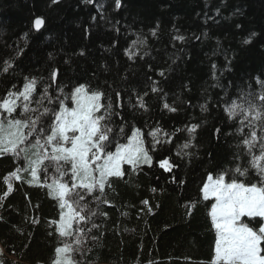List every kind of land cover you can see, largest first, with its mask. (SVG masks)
<instances>
[{
  "label": "trees",
  "instance_id": "16d2710c",
  "mask_svg": "<svg viewBox=\"0 0 264 264\" xmlns=\"http://www.w3.org/2000/svg\"><path fill=\"white\" fill-rule=\"evenodd\" d=\"M37 17L45 21L39 31L33 25ZM133 40L144 43L132 47ZM129 48L138 52L133 59L125 54ZM6 60L13 63L7 73ZM25 77H36L39 90L50 85L54 97L61 89L62 97L69 96L80 84L104 91L119 113L113 125L124 124L127 135L133 126L141 128L146 145L154 127L174 135L171 144L150 152L152 167L133 171L124 165L125 177L106 188L111 206L99 205L107 216L93 217L97 239L88 238L84 254L76 256L79 264H210L214 201L204 200L201 189L209 174L248 166L247 149L239 146L241 117L230 120L225 106L262 91L264 0H120L119 8L116 0H0V99L19 90ZM139 97L147 111L138 107ZM165 103L178 111H168ZM192 124L199 128L194 147L185 151L193 155L178 157V146L190 137L175 130ZM256 131L264 137L262 126ZM166 156L178 165L171 173L155 163ZM22 165L11 155L0 156V197L7 190L3 177ZM21 175L24 180L14 181L13 191L0 199V264H52L59 246L51 224L59 218L58 202L46 188L29 185L27 173ZM231 178L229 173L226 182ZM235 178L258 180L252 169L247 178Z\"/></svg>",
  "mask_w": 264,
  "mask_h": 264
},
{
  "label": "snow or ice",
  "instance_id": "6c2138e0",
  "mask_svg": "<svg viewBox=\"0 0 264 264\" xmlns=\"http://www.w3.org/2000/svg\"><path fill=\"white\" fill-rule=\"evenodd\" d=\"M52 2L57 3L58 0ZM116 6L120 7V0H116ZM44 23L42 17L35 18V30L39 31ZM175 39L183 41L185 38L176 36ZM250 42V38L244 40L245 44ZM137 43L143 44L144 41L133 40L132 47ZM125 54L133 59L138 52L129 48ZM11 68L12 61H4L2 71L7 73ZM57 74L58 71L53 70V82ZM38 83L36 77H25L19 90H9L0 99V156L11 155L23 162L22 167L3 177L7 186L4 197L13 191L14 181L24 180L22 172L30 176L27 180L29 185L46 188L59 208V218L51 221L59 240L52 264H79L76 256L84 254L88 238L92 241L97 239L92 233L93 229L99 228V224L93 217L107 216L106 212L100 211L99 205L111 206L105 199L106 188L112 187L113 179L125 177L127 170L124 165L130 166L133 171L142 170L144 165L152 167L154 161L150 152H155L157 146L171 144L174 135L154 127L147 133L151 143L146 145L141 128L133 126L131 134L127 135L124 124L119 127L113 125V116L119 113L114 112L112 98L104 91L80 84L69 96L62 97L61 89V95L54 97L49 92L50 85L39 90ZM258 83L262 91L254 99L249 98L252 93H247L239 97L243 102L232 100L225 106V114L230 120L241 117L237 132L242 137L239 146L247 149L248 166L237 164L215 178L209 174L201 189L204 200L210 197L215 200L209 212L216 232L210 264H264V137L258 136L256 131L257 126H262L264 130V81L258 80ZM157 91L156 87L152 88V92ZM115 95L116 107H121L120 93ZM68 99L72 107L65 103ZM33 104L37 106L32 107ZM138 107L148 110L143 97L138 98ZM163 107L170 112L178 111L167 103ZM201 110L206 111V105H201ZM198 128L199 124H192L175 130L187 131L190 137L178 146L176 156L190 158L193 155L185 150L194 147L193 134ZM246 128L249 129L247 134ZM216 132L219 133L220 129ZM125 139L127 142L122 143L121 140ZM239 158V155L235 157ZM155 163L169 173L178 167L167 156ZM250 169L258 177L256 183H245L235 178H247ZM229 173L233 178L226 182L225 177ZM142 203L149 204L148 200ZM191 207L194 208L195 203ZM148 211H151L150 207ZM253 222L258 227L250 226Z\"/></svg>",
  "mask_w": 264,
  "mask_h": 264
},
{
  "label": "rangeland",
  "instance_id": "374dc122",
  "mask_svg": "<svg viewBox=\"0 0 264 264\" xmlns=\"http://www.w3.org/2000/svg\"><path fill=\"white\" fill-rule=\"evenodd\" d=\"M73 105H72V102L70 101V103H69V106L68 107H72ZM51 175V174H50ZM213 178H215V177H213ZM49 182H51V180L49 179ZM205 182H207V178H206V181ZM211 198V197H210ZM211 199H213V201H214V203H215V200H214V198H211Z\"/></svg>",
  "mask_w": 264,
  "mask_h": 264
},
{
  "label": "water",
  "instance_id": "95a60500",
  "mask_svg": "<svg viewBox=\"0 0 264 264\" xmlns=\"http://www.w3.org/2000/svg\"><path fill=\"white\" fill-rule=\"evenodd\" d=\"M35 29V28H34ZM35 31H37V30H35Z\"/></svg>",
  "mask_w": 264,
  "mask_h": 264
}]
</instances>
